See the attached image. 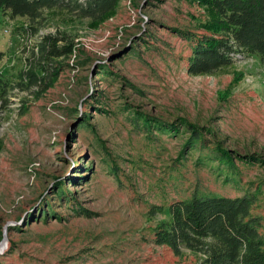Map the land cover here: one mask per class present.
<instances>
[{
  "label": "rangeland",
  "instance_id": "rangeland-1",
  "mask_svg": "<svg viewBox=\"0 0 264 264\" xmlns=\"http://www.w3.org/2000/svg\"><path fill=\"white\" fill-rule=\"evenodd\" d=\"M67 3L0 11V264H201L154 242L195 193L257 194L264 235V62L190 73L188 35L216 31L202 0H119L102 20ZM49 34L73 52L47 58Z\"/></svg>",
  "mask_w": 264,
  "mask_h": 264
},
{
  "label": "trees",
  "instance_id": "trees-1",
  "mask_svg": "<svg viewBox=\"0 0 264 264\" xmlns=\"http://www.w3.org/2000/svg\"><path fill=\"white\" fill-rule=\"evenodd\" d=\"M61 1L78 10L83 17L102 20L113 13L119 0H0V11L11 17L37 18L40 11L53 8ZM73 1L72 3H69ZM211 12L208 26L214 36L188 35L192 56L188 71L196 75H213L239 58L257 56L264 62V0H202ZM60 38L45 35L40 49L47 58L73 52L69 45H59ZM46 71V69H45ZM30 82H46L28 72ZM57 74V69L51 71ZM4 84L0 82V88ZM194 134L199 131L194 128ZM197 137V135L195 136ZM226 159L230 151H223ZM233 164V162H232ZM258 195L248 193L229 197L195 193L189 199L168 206L169 218L155 232V244L169 246L176 256L188 249L201 254V264H264L262 219L255 214ZM163 211V209H160ZM152 214H155L154 212Z\"/></svg>",
  "mask_w": 264,
  "mask_h": 264
},
{
  "label": "bare ground",
  "instance_id": "bare-ground-1",
  "mask_svg": "<svg viewBox=\"0 0 264 264\" xmlns=\"http://www.w3.org/2000/svg\"><path fill=\"white\" fill-rule=\"evenodd\" d=\"M9 246V241L8 239L6 238L3 243L1 244L0 246V255L3 254L6 250H7V247Z\"/></svg>",
  "mask_w": 264,
  "mask_h": 264
},
{
  "label": "water",
  "instance_id": "water-1",
  "mask_svg": "<svg viewBox=\"0 0 264 264\" xmlns=\"http://www.w3.org/2000/svg\"><path fill=\"white\" fill-rule=\"evenodd\" d=\"M2 243H3V242L0 243V246H1Z\"/></svg>",
  "mask_w": 264,
  "mask_h": 264
}]
</instances>
